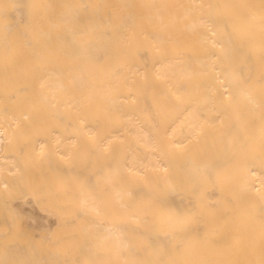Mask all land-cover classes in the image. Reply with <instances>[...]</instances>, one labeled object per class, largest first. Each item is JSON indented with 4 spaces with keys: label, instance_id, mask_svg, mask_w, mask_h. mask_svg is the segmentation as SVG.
<instances>
[{
    "label": "bare ground",
    "instance_id": "6f19581e",
    "mask_svg": "<svg viewBox=\"0 0 264 264\" xmlns=\"http://www.w3.org/2000/svg\"><path fill=\"white\" fill-rule=\"evenodd\" d=\"M0 264H264V0H0Z\"/></svg>",
    "mask_w": 264,
    "mask_h": 264
}]
</instances>
